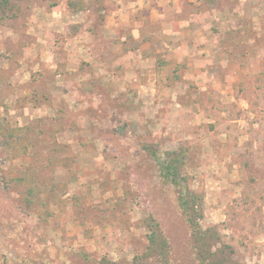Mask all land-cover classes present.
Wrapping results in <instances>:
<instances>
[{"label": "rangeland", "instance_id": "obj_1", "mask_svg": "<svg viewBox=\"0 0 264 264\" xmlns=\"http://www.w3.org/2000/svg\"><path fill=\"white\" fill-rule=\"evenodd\" d=\"M43 1L86 22L30 31ZM117 18L126 41L100 37ZM199 22L224 51L208 74L175 58ZM0 32V264H264V0H0ZM145 146L185 152L179 182ZM196 194L202 247L177 207Z\"/></svg>", "mask_w": 264, "mask_h": 264}, {"label": "crops", "instance_id": "obj_2", "mask_svg": "<svg viewBox=\"0 0 264 264\" xmlns=\"http://www.w3.org/2000/svg\"><path fill=\"white\" fill-rule=\"evenodd\" d=\"M38 8H41L43 12L41 13V16H39V17H38V14H37L38 11L35 12L34 17H36V18L33 20L34 23H32L30 27H28V28H30V31L33 30L35 32L34 27H35L36 24H37L38 27H42L43 29H45V27H51V28L54 27V29H57V27L55 25V19L59 20V21H62L64 23L63 26L64 27L66 26V28H67V26H70L71 24L72 25H76V24L80 25V24H84L86 22L84 19H82L79 16L78 13H73L71 9H65L63 11V10L60 9L59 5H56V6L51 8L47 4V2L43 1L42 5H38ZM33 9L36 10L35 7H33ZM42 15H43V17H42ZM40 18H43V21L41 23L39 22L41 20ZM68 19H70V20H68ZM118 19L119 18H117L116 20H114L112 22V26L110 28L107 25L104 26L105 27L104 30H101L102 29L101 28L100 31H99V36L102 37V35H103V37L105 36L106 38H112L113 39L114 35L118 34V38H120V36H121V38H123V40L126 41V39H124V38H127V37L122 35L121 29L119 27V25H121V23L118 22L119 21ZM199 24H200V22L196 23V24H193V25L196 26L195 28H198V30H194L195 28L191 27L190 32H189V35H190L189 37L187 36L188 34H186L184 32L182 33L183 34L182 38L184 39V38L188 37V40L187 39L186 40L182 39L181 41L177 42V45H176L177 47L174 48V50L176 52L175 53V58L180 59V60L181 59L184 60V59H186V57H187L186 53H188V52H190V53L193 52L195 54H198V53H202L203 54L204 53L205 55H202V56H203V58L205 60L201 59L203 61L202 66H204V67L203 68H199L198 72H203L205 70V72L208 74V73H210L208 71H211V70L214 71L217 68V67H215V65H216L215 62L216 61L214 59H217V58H220L221 56H223L222 53H224V51H223V46L222 47L220 46V49H218L219 48L218 42H216V41L214 42V38H212L210 36V34L207 33V32L210 31L209 28H207V30H205V31L202 30L201 32H199V30H201V29H199ZM202 27L204 28V25H202ZM67 29L69 30V27ZM105 29H107V30L105 31ZM192 32H196L198 34L197 35V39L202 37L203 35H205L206 38L203 39L202 43L195 42V44H194L192 42L194 40L190 39L191 37L193 38L195 36V35L191 34ZM10 33L12 35L16 36V37L19 36L18 35L19 33L15 34L14 30H13V32H10ZM108 33H110V34H108ZM0 36H1V32H0ZM66 37H67V40H70V41H71V39H73L74 44L75 45H79L77 48L81 49L82 47L86 46L85 40L87 39L86 40L87 42L91 41V38L93 37V35H91V33H89L88 30H86V31H82L81 30V31H79V33H74V35H72V36L68 35ZM82 38H84V40H82ZM39 39H41V37ZM179 39L180 38L178 37V39H176V40H179ZM44 41H46V40H44ZM70 41H68L67 43L69 44ZM198 45H200V46H198ZM213 49H214V52H217L216 56H214V59L212 58V56H210V54H212ZM193 53H191V54H193ZM200 56H201V54L198 55L199 58H201ZM229 60H232V59H229ZM236 60H233L234 62H238L237 64H235V67L238 68V70H241L242 69L241 61H236ZM212 65H214V66L211 67ZM228 65L230 67L233 66L232 63H229ZM194 73H196V71H194Z\"/></svg>", "mask_w": 264, "mask_h": 264}, {"label": "trees", "instance_id": "obj_3", "mask_svg": "<svg viewBox=\"0 0 264 264\" xmlns=\"http://www.w3.org/2000/svg\"><path fill=\"white\" fill-rule=\"evenodd\" d=\"M71 5L77 9V5L74 2H71ZM5 122L0 120V127L3 130V134L10 135L14 138L15 141V132L11 130L9 127H4ZM10 143V140L8 141ZM149 146H145L144 149L149 150ZM152 150V149H151ZM150 151V150H149ZM151 155L153 156V160L155 161L156 165L158 166L160 176L163 177L166 183L172 184L177 183L178 178L177 176L182 172L179 170L180 164L186 163V156L185 152H169L168 157L165 160H162L158 153L154 150L150 151ZM172 156V157H171ZM43 188L40 186V182L33 178L30 184L27 187V195L26 201L28 204L33 203L35 199H38V194L40 193V189ZM177 207L179 208L181 214L185 217L187 224L189 225L190 229L194 233V241L200 243L202 247L203 241L206 239L207 232L203 230L198 222L196 221V213L201 210V197L199 194H196L191 199H187L185 196H180L177 198ZM151 217L149 224L150 227L153 229L149 235L150 241L152 245H156V249L161 251V254L170 261V254H172V246L168 236L165 232L162 231L160 228V224ZM202 256H206L205 254H201ZM199 262V261H198ZM202 264H207L204 262V259L200 260ZM100 264H117L109 259L102 258ZM209 264V263H208ZM212 264V263H211Z\"/></svg>", "mask_w": 264, "mask_h": 264}]
</instances>
